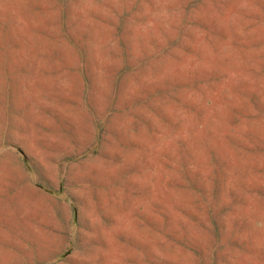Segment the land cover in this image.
Masks as SVG:
<instances>
[{
	"label": "rangeland",
	"instance_id": "rangeland-1",
	"mask_svg": "<svg viewBox=\"0 0 264 264\" xmlns=\"http://www.w3.org/2000/svg\"><path fill=\"white\" fill-rule=\"evenodd\" d=\"M0 264H264V0H0Z\"/></svg>",
	"mask_w": 264,
	"mask_h": 264
},
{
	"label": "bare ground",
	"instance_id": "bare-ground-1",
	"mask_svg": "<svg viewBox=\"0 0 264 264\" xmlns=\"http://www.w3.org/2000/svg\"><path fill=\"white\" fill-rule=\"evenodd\" d=\"M232 76V75H231Z\"/></svg>",
	"mask_w": 264,
	"mask_h": 264
}]
</instances>
